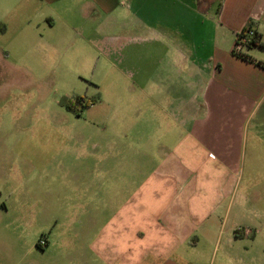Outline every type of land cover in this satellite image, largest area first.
<instances>
[{"label": "crops", "instance_id": "0c3cea01", "mask_svg": "<svg viewBox=\"0 0 264 264\" xmlns=\"http://www.w3.org/2000/svg\"><path fill=\"white\" fill-rule=\"evenodd\" d=\"M29 1L51 8L35 11L43 32L61 20L58 43L102 52L110 89L127 98L110 103L94 141L63 140L55 158L88 160L58 165L75 173L71 237L58 223L30 230L46 234L37 251L61 253L30 263L204 264L220 252L264 263L253 256L264 251V67L234 53L250 24L264 42V0H225L220 14L197 0ZM257 48L243 53L264 63ZM31 200L14 214L25 227Z\"/></svg>", "mask_w": 264, "mask_h": 264}, {"label": "rangeland", "instance_id": "374dc122", "mask_svg": "<svg viewBox=\"0 0 264 264\" xmlns=\"http://www.w3.org/2000/svg\"><path fill=\"white\" fill-rule=\"evenodd\" d=\"M38 9L52 12L40 2L0 0V21L5 25H0V264L46 263L61 254L39 252L35 245L40 238L46 239L56 223L59 229H69L71 237L75 173L58 165H81L88 160L73 153L57 158L55 154L65 150L63 140L72 135L82 134L94 141L97 129L104 128L103 118L116 109L110 103L124 98L110 89L103 53L96 49L90 53L88 43H58L63 35L61 20L54 33L43 32L36 26ZM255 51L264 58L263 48ZM76 95L87 101L97 99L80 118L62 105L65 98ZM120 109L116 110L119 115ZM93 121L95 127L90 124ZM28 162L34 163L32 169L26 168ZM27 196L32 199L29 208L36 219L25 227L24 220H17L14 214L24 207L20 198ZM5 202L9 210L3 209ZM236 215L229 225L242 220ZM30 230L46 234L30 236ZM261 243L253 252L257 258L264 255ZM204 264L233 263L220 252L217 256L211 253Z\"/></svg>", "mask_w": 264, "mask_h": 264}, {"label": "trees", "instance_id": "16d2710c", "mask_svg": "<svg viewBox=\"0 0 264 264\" xmlns=\"http://www.w3.org/2000/svg\"><path fill=\"white\" fill-rule=\"evenodd\" d=\"M225 0H197V7L198 10L203 12V13H207L211 7L213 6L214 3H217V14H220L223 8V4H224ZM244 32V31H242ZM236 43H237V39H236ZM235 43V44H236ZM254 47H260L264 49V42L262 41V37L259 33L256 32V34L254 35V37L252 38V41L247 45V48L251 49ZM235 53V51H234ZM236 55L242 57L243 59L250 61V62H254L262 67H264V63L261 61H258L256 59H254L252 56L248 55V54H244V53H235ZM97 99H92L91 101H87L85 97L81 96V95H76L73 96L71 98L67 97L63 100L62 105H64L69 111L73 112L74 114L80 116L82 114V112L89 108L92 104L96 103ZM38 246L41 247L40 241H38Z\"/></svg>", "mask_w": 264, "mask_h": 264}, {"label": "built area", "instance_id": "2783aa9c", "mask_svg": "<svg viewBox=\"0 0 264 264\" xmlns=\"http://www.w3.org/2000/svg\"><path fill=\"white\" fill-rule=\"evenodd\" d=\"M256 34V30L252 24H250L244 32H241L237 36V43L234 46L235 53H243L247 45L252 41V38ZM41 243H45V240L41 239Z\"/></svg>", "mask_w": 264, "mask_h": 264}]
</instances>
